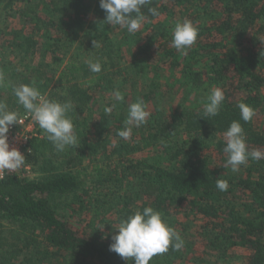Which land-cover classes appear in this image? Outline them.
<instances>
[{"label": "trees", "instance_id": "16d2710c", "mask_svg": "<svg viewBox=\"0 0 264 264\" xmlns=\"http://www.w3.org/2000/svg\"><path fill=\"white\" fill-rule=\"evenodd\" d=\"M14 1L0 0V6L7 10ZM94 6L102 16L91 19L89 0H22L16 12L31 32L11 31L19 59H10L0 43L7 85L0 86V101L25 112L12 85L35 81L48 99L71 101L68 115L78 137L77 148L58 151L46 133L33 136L25 163L38 178L12 173L0 179V264H134L109 245L113 227L145 207L162 213L184 240L180 250L170 246L149 264H181L193 246L194 234L174 217L179 213L203 219L207 246L225 264L227 252L238 251L245 264H264V159L249 158L233 172L225 167L223 151V133L234 120L243 128L248 151H264V126L258 123L264 116V0H151L141 9L145 19L136 33H146L137 46L145 58L136 61L133 55L132 64L130 50L110 37L113 26L103 22L99 0ZM50 8L59 17H74V25L50 17L45 11ZM184 19L194 23L198 37L181 52L172 46V31ZM53 29L60 36L53 38ZM91 40L97 46L90 59L100 61L99 73L77 54ZM48 56L50 63L41 59ZM134 67L143 76L136 77ZM174 83L183 87L177 107L165 103L166 86ZM217 87L225 94L218 115L203 118V106L186 105L196 94L205 95L206 103ZM117 89L123 101L114 99ZM138 97L151 115L125 140L118 131ZM240 102L255 109L249 122L240 117ZM217 179L228 182L227 190L216 187Z\"/></svg>", "mask_w": 264, "mask_h": 264}, {"label": "clouds", "instance_id": "9594fccd", "mask_svg": "<svg viewBox=\"0 0 264 264\" xmlns=\"http://www.w3.org/2000/svg\"><path fill=\"white\" fill-rule=\"evenodd\" d=\"M151 0H99L100 8L105 12L106 22L111 26H120L129 33L138 31L145 19L141 9L149 5ZM153 16L158 15L156 8H149ZM198 29L189 19L177 22L172 31V46L181 52H186L197 40ZM94 47L97 46L93 41ZM89 70L99 73L102 70L100 61L89 59ZM0 86H7L3 72H0ZM12 94L17 103L22 105L25 114L44 130L47 139L58 151H64L67 147H76L78 137L75 134L74 123L68 115L73 110L71 101L59 102L48 99L41 93L35 81L30 84L12 85ZM116 101H123V94L117 89L113 92ZM225 101L224 91L213 88L207 96V102L203 104V118L214 117L219 114ZM240 117L244 122H249L255 115V109L244 102L238 105ZM115 104L105 107V114H110ZM151 115L146 110L144 101L137 98L136 102L128 106V114L124 121V127L118 131L119 137L127 140L130 138L133 127L139 128L147 122ZM22 120L17 111L8 109L4 101H0V171L16 170L26 162L25 155L15 147L10 148L9 131L13 125H20ZM227 154L225 167L231 166L233 172L238 171L239 166L248 162V159L259 161L264 159V151L247 149L246 137L239 121H232L228 129L223 133ZM216 187L225 191L228 188L226 180L217 179ZM103 225L101 230L104 228ZM109 250L117 253L125 261L131 260L134 264H149L151 258L160 253L167 252L169 247L180 250L184 246L181 235L163 219L162 213L152 207L143 210L136 209L126 218H122L117 227H113ZM107 235V234H106Z\"/></svg>", "mask_w": 264, "mask_h": 264}, {"label": "rangeland", "instance_id": "374dc122", "mask_svg": "<svg viewBox=\"0 0 264 264\" xmlns=\"http://www.w3.org/2000/svg\"><path fill=\"white\" fill-rule=\"evenodd\" d=\"M94 1L95 0H89V5L92 8L90 15H89L91 19L102 16L101 13L95 10ZM19 2H22V0H15L14 3L12 4V7H9L7 10H3L2 8L3 4L0 6V29H1L0 43L2 45L6 44L7 47L5 49L8 50L7 52L8 57L15 61L19 59L20 51L17 48V46H14L11 44V42L13 41L12 40L13 34L11 35V31L23 29L25 33L31 32L29 30V26H28L29 24L27 22L25 23L20 18L18 13L16 12L17 8L19 7ZM45 11L50 17H53L54 19L58 20V22L59 21L61 22L72 21V24L74 23V17H70L69 14L59 17L58 13L55 12L54 8H50L49 10L45 9ZM75 25L76 26L78 25L76 21H75ZM112 28L113 29L110 30L109 32L110 37H113L116 39L118 46L125 47L126 49L130 50L126 52L128 63L132 64L130 59L133 58V55H136L133 59L136 61L141 58H145L144 55L140 51L137 50V46L139 47L140 42L143 44L142 37H144L146 33L138 35L136 33H138L139 31H136L135 33H129L128 31H126L125 28H122L120 26L119 27L113 26ZM51 36L53 38L60 36L59 29L58 30L53 29ZM37 38L41 39L42 36L41 37L39 36ZM91 41L92 42L87 41L85 45L83 46V48L78 50L79 53H77V54H80L81 58L85 60H89L90 55L94 51L93 41L95 40H91ZM65 44L66 45L68 44L67 40ZM76 45H77V41L73 42V45L69 48L70 53H73V54L76 53V52H73L75 50ZM140 47L142 46L140 45ZM146 58H148V61L151 64L157 63V60L155 59L153 55H149ZM41 59L49 63L52 62V58L50 56L46 58L41 57ZM132 72L136 77H140V75L143 76V73L140 75L138 74L139 70L138 69L136 70L135 67L134 69H132ZM149 75H152V72L149 73ZM55 87L59 88V85L57 84V86ZM166 87L168 88H166L167 96L165 98L166 99L165 103L167 105H172L175 107H177V105H181L180 103H181V96H182V90H183L182 85L180 83H177V84L174 83L172 85L169 84V86H166ZM202 99H205V95H197V94L193 95L186 102V105L187 106H198V107L203 106L202 104H204V102L201 101ZM12 111H17V110H12ZM18 113L21 114L20 112ZM258 123L259 124L262 123V125L264 126V116H261V120L258 121ZM36 126L37 127L34 129V132L38 134V137H42L45 134L44 130H42L38 124ZM156 152L157 151H154V153L152 152L148 153V151H144V154L154 155V154H157ZM29 166H30L29 169H25V168L20 169L19 173L23 176H27L30 179L38 178L39 172L34 170L30 164ZM68 213L66 215H68ZM174 217L179 219V223L189 227V229H187L186 232H190V233L192 232V234H194L193 236H191V241H192L193 246L188 252L184 253V257L180 261L181 264H216L217 262L221 264H225V260L219 259L221 256L218 255V252L207 246L205 238L202 235L201 224L204 222L202 218H200L199 216H196L195 214L187 215L186 213H179L175 215ZM78 218L79 217L76 216L75 220L76 219L78 220ZM239 254H242V253L240 251L235 252V254H231L230 252L229 253L227 252L226 257H227V261L230 262L229 264H245L242 258H240L241 256ZM198 257L202 258L203 261L200 260V258Z\"/></svg>", "mask_w": 264, "mask_h": 264}, {"label": "built area", "instance_id": "2783aa9c", "mask_svg": "<svg viewBox=\"0 0 264 264\" xmlns=\"http://www.w3.org/2000/svg\"><path fill=\"white\" fill-rule=\"evenodd\" d=\"M20 115V119L22 123L20 125H13L10 127L9 131V143L10 148L15 147L19 151H21L25 156L32 152L30 148L29 141L33 136H38L34 129L37 127V123L31 118V116L26 115L25 112H22ZM25 168L29 169V164H24L22 167L16 170H3L0 171V179H3L6 175L12 173H19V170Z\"/></svg>", "mask_w": 264, "mask_h": 264}]
</instances>
